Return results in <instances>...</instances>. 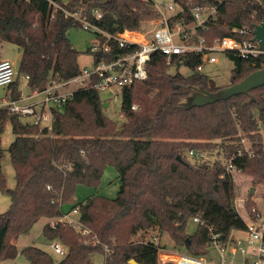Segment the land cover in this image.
Returning a JSON list of instances; mask_svg holds the SVG:
<instances>
[{"label": "trees", "instance_id": "trees-1", "mask_svg": "<svg viewBox=\"0 0 264 264\" xmlns=\"http://www.w3.org/2000/svg\"><path fill=\"white\" fill-rule=\"evenodd\" d=\"M175 1L186 12L194 4L218 7L216 17L198 27L194 36L209 43L235 35V27L264 19V0ZM55 2L61 8L49 0H0V43L8 41L21 50L14 95L19 94L21 75H29L32 90H41L53 80H68L81 72V52L71 43L68 31L83 25L66 16L62 7L82 9L83 15L110 33L142 30L146 21L160 16L153 0ZM95 8L102 12L99 19L93 14ZM180 16L178 13L174 20ZM126 51L116 44L110 52L89 49L94 62L110 61ZM226 55L233 61L229 84L264 68V55L256 62ZM200 62V56H179L168 63L163 54H153L147 78L122 89L125 120L120 125L105 114L100 91L91 86L76 89L62 107L54 109L51 129L0 110V131L10 120L15 134L9 153L16 178V186L7 187L0 135V186L11 195L9 208L0 213V263L17 257L16 241L41 218H57L75 208L89 234H80L67 223L52 226L47 222L43 235L61 241L66 254L55 259L29 244L20 252L29 264H92L95 253L105 255L104 264H132L131 259L139 264H160V252L167 248L211 259L209 226L223 241L233 230L246 228L235 203L238 187L227 167L232 163L251 175L254 183L264 181V85L251 94L183 108L178 103L188 93L187 87L205 86L210 91L224 87L216 85L206 72L195 71ZM182 65L193 72L183 74ZM246 138L253 156L245 151ZM191 150L202 156L196 158ZM240 150H244L242 154ZM108 165L118 171L117 195H90L64 210L78 185H100ZM251 198L248 210L254 205ZM196 216L200 222L190 232L189 222ZM165 234L169 243L164 242Z\"/></svg>", "mask_w": 264, "mask_h": 264}, {"label": "built area", "instance_id": "built-area-1", "mask_svg": "<svg viewBox=\"0 0 264 264\" xmlns=\"http://www.w3.org/2000/svg\"><path fill=\"white\" fill-rule=\"evenodd\" d=\"M49 1L54 7L61 8L55 0ZM156 8L159 10L160 16L151 19L147 28L142 30L126 29L123 32L110 33L97 22L83 15L82 9L70 11L62 7L66 16L79 20L83 27L89 30L94 29L97 33L99 37L91 46L92 52H110L113 44L125 48L127 51L116 54L115 58L110 61L95 62L92 69L84 67L78 75L71 79L53 80L41 90H32L29 87V75H21L18 95H14L13 88L18 71L10 59H0V88H4V92L0 93V110L28 117L32 123L51 129L54 109L62 107L74 95L76 89L67 88L70 83L77 82L82 84L80 87L91 86L99 91L111 89L115 92L117 100L122 95V89L125 86L147 78V64L155 53L163 54L168 63L179 56H200L202 62L196 65L195 71L197 72H204L206 63H218V53L220 52L251 59L253 62L264 55L259 41L253 39L255 24L235 27L232 30L235 35L217 37L211 43L203 37L194 39L197 28L206 26L209 19L216 17L218 7L215 5L194 4L190 7L189 12L185 11V6L182 3H178L177 9L172 4H168L167 9H161L158 6ZM178 13H181L180 18L174 20V16ZM93 14L96 19L102 17V12L98 8L93 9ZM26 88H29L30 91H26ZM136 107L133 105V108ZM248 146L245 151L253 156L254 151ZM243 151L240 150L239 154H242ZM190 154L196 158L202 156L192 150ZM227 170L232 174L240 172V169L232 163L228 164ZM242 202L246 209L245 199H242ZM246 211L249 216L248 220L244 219L246 228L233 230L227 241H223L219 233H215L209 226L210 245L214 252L211 259L178 251L167 253L166 249H163L160 254L167 253L170 257L166 260L163 259L162 264L165 262H172V264H264V209L253 205L251 210L246 209ZM193 221L200 222V219L196 216ZM60 222L73 226L80 234L85 235L90 232L79 219L78 208L49 220L52 226H56ZM153 240L158 242L156 236ZM51 246L59 256L62 257L66 254V248L61 241L53 240ZM237 256H240V260L235 263Z\"/></svg>", "mask_w": 264, "mask_h": 264}, {"label": "rangeland", "instance_id": "rangeland-1", "mask_svg": "<svg viewBox=\"0 0 264 264\" xmlns=\"http://www.w3.org/2000/svg\"><path fill=\"white\" fill-rule=\"evenodd\" d=\"M64 2L68 0H63ZM155 5L161 9H167L168 4H172L176 9L178 8V2L175 0H153ZM151 20V19H150ZM150 20L146 21L143 25L144 28L149 26ZM68 36L75 48H77L81 54L79 57V62L82 68L87 67L92 69L94 67V55L92 52H89L91 46H93L94 41L97 38V33L94 29H87L85 27H72L68 31ZM20 55L21 50L20 47L14 43L8 41H2L0 43V57L1 59H10L14 67L19 72V64H20ZM219 62L218 63H206L204 66V72H206L215 82L216 85L219 86H227L231 83L232 77V68L233 61L225 54L218 53ZM180 72L187 75L193 72V69L187 65H182L180 67ZM82 84L77 82L70 83L67 88L71 90H75L80 87ZM26 91H30L29 88H26ZM4 92V88H0V93ZM101 97L107 105H104L105 114L112 120L116 121L118 125H120L125 118L121 113V96L116 100L115 92L111 89L100 91ZM23 120H29L28 117L22 116ZM1 135V143L3 147V156L1 158L2 170L4 177L6 179L7 187L14 188L16 186V178L15 171L11 162L9 146L11 142L15 139V134L12 129V125L10 120H6L2 131H0ZM245 143L248 146L250 144L249 140L246 138ZM234 180L237 184V196L235 198L236 207L241 214V216L248 220L249 216L244 207L242 199H245V204L247 205V201L252 196L251 200L254 202V205L259 206L264 209V181H260L257 183L253 182V178L251 175L246 174L242 171L234 173ZM252 186H255V192L250 194V189ZM120 188V179L118 177V171L113 165H108L105 168L104 174L101 179V183L98 187H90L87 185L80 184L77 187L76 193L72 197V199L66 203L63 208L64 210L69 209L72 205L78 204L81 201H84L88 196H92L95 194H103L108 197H115ZM11 204V195L7 191L3 190L0 186V213L5 212ZM75 216V215H74ZM46 222V218H41L37 221L32 228L25 234H22L17 241V249L19 251L14 262L16 264H29L26 258L20 253L21 249L27 244H35L44 250L48 251L55 259H60L61 256L56 254L51 246L52 240L47 239L42 233V226ZM197 227L196 222L193 220L189 222L188 230L193 232ZM243 235V234H242ZM164 242H170L171 239L168 234H165ZM167 253H175L174 249L167 248ZM167 253H163L159 255L160 264L164 262L163 259H167L170 257ZM214 253V252H213ZM165 256V257H164ZM105 255L101 253H95L92 256V264H104ZM240 260V256H237L235 263H238ZM5 264V262L1 263Z\"/></svg>", "mask_w": 264, "mask_h": 264}, {"label": "water", "instance_id": "water-1", "mask_svg": "<svg viewBox=\"0 0 264 264\" xmlns=\"http://www.w3.org/2000/svg\"><path fill=\"white\" fill-rule=\"evenodd\" d=\"M254 40L259 41L261 49L264 50V19L254 25ZM264 85V68L257 69L245 77L243 80L229 84L220 88L217 91H210L205 86L187 87L188 93L181 98L179 105L183 108H191L193 106H203L214 103L221 99H228L237 94H251L250 91L254 88ZM254 100V96H251ZM107 103H105V106ZM182 160L180 155L177 156ZM255 186L250 189V194L255 192ZM132 264H139L135 259H131Z\"/></svg>", "mask_w": 264, "mask_h": 264}, {"label": "crops", "instance_id": "crops-1", "mask_svg": "<svg viewBox=\"0 0 264 264\" xmlns=\"http://www.w3.org/2000/svg\"><path fill=\"white\" fill-rule=\"evenodd\" d=\"M0 59H1V57H0ZM68 210V209H67ZM44 218H46V222L43 224V226L47 223V222H49V220H50V218H47V217H44ZM43 226H42V228H43ZM18 241V240H17ZM17 241H16V246H17ZM29 244H31V243H27L26 245H29ZM25 245V246H26ZM165 257V256H164ZM16 258H14V259H10V260H5V261H2L3 263L5 262V264H16L15 262H14V260H15ZM1 262V263H2ZM0 263V264H1Z\"/></svg>", "mask_w": 264, "mask_h": 264}]
</instances>
